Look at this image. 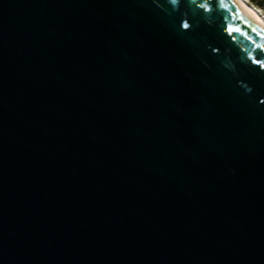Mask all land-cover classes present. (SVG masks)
<instances>
[{
  "label": "water",
  "instance_id": "obj_1",
  "mask_svg": "<svg viewBox=\"0 0 264 264\" xmlns=\"http://www.w3.org/2000/svg\"><path fill=\"white\" fill-rule=\"evenodd\" d=\"M0 264H264V32L228 0H0Z\"/></svg>",
  "mask_w": 264,
  "mask_h": 264
},
{
  "label": "bare ground",
  "instance_id": "obj_2",
  "mask_svg": "<svg viewBox=\"0 0 264 264\" xmlns=\"http://www.w3.org/2000/svg\"><path fill=\"white\" fill-rule=\"evenodd\" d=\"M242 14H244L257 28L264 32V20L261 16L244 0H228Z\"/></svg>",
  "mask_w": 264,
  "mask_h": 264
},
{
  "label": "trees",
  "instance_id": "obj_3",
  "mask_svg": "<svg viewBox=\"0 0 264 264\" xmlns=\"http://www.w3.org/2000/svg\"><path fill=\"white\" fill-rule=\"evenodd\" d=\"M249 4L256 12L262 13L264 16V0H244ZM257 12V13H258Z\"/></svg>",
  "mask_w": 264,
  "mask_h": 264
},
{
  "label": "rangeland",
  "instance_id": "obj_4",
  "mask_svg": "<svg viewBox=\"0 0 264 264\" xmlns=\"http://www.w3.org/2000/svg\"><path fill=\"white\" fill-rule=\"evenodd\" d=\"M258 12V11H257ZM258 14L261 16V18L264 20V16H263V14L262 13H259L258 12Z\"/></svg>",
  "mask_w": 264,
  "mask_h": 264
},
{
  "label": "clouds",
  "instance_id": "obj_5",
  "mask_svg": "<svg viewBox=\"0 0 264 264\" xmlns=\"http://www.w3.org/2000/svg\"><path fill=\"white\" fill-rule=\"evenodd\" d=\"M174 2H175V0H174Z\"/></svg>",
  "mask_w": 264,
  "mask_h": 264
}]
</instances>
